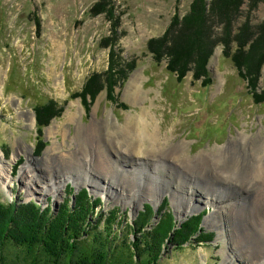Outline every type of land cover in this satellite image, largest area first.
<instances>
[{
    "label": "rangeland",
    "instance_id": "obj_1",
    "mask_svg": "<svg viewBox=\"0 0 264 264\" xmlns=\"http://www.w3.org/2000/svg\"><path fill=\"white\" fill-rule=\"evenodd\" d=\"M210 2L203 12L205 39L215 47L208 65L213 82L208 87V82L196 79L194 70L180 83L168 72L169 59L156 63L148 50L149 40L165 33L173 45L186 46L193 26L185 17L202 6L199 0H0V200L17 208L35 202L55 214L67 199L73 206L75 194L86 189L93 208L85 215L98 223L105 216L100 214L119 212L112 227L124 242H138L142 234L151 233L153 251L161 257L158 264H252L254 256L243 249L252 245L263 251L264 218L260 227L247 220L256 235L245 236L238 249L234 239L244 236L239 219L255 213L257 206L233 208L238 201L250 204L256 195L239 180L254 178L255 187H263L264 63L257 69V90L249 88L241 72H246L243 62L264 54V0H242L230 33L213 5L209 8ZM116 22L115 48L134 70L115 88V98L100 85L108 77ZM242 39L249 42V56V50H237ZM226 42L231 51L227 57ZM86 84L100 91L90 110L81 99ZM39 111L51 120L47 123ZM78 111L75 119L67 116ZM139 115L143 119L138 130L157 132L156 141H142L144 147L152 145V152L141 155L143 149L130 151L120 145L112 149V132L122 141L123 130ZM102 124L101 130H90ZM100 146L109 151L108 160ZM206 163L211 171L201 173ZM25 169L32 178L23 176ZM94 181L101 186L94 187ZM52 185L59 192H53ZM123 192L130 194L128 199L135 196L134 202L124 200ZM145 204L155 209L149 224L138 222L146 213ZM165 211L174 214L173 232L177 231L172 239L156 230ZM201 213V230L215 237L205 242L192 235L186 243L179 231ZM5 217L0 213L1 223ZM231 218H237L239 231L232 232Z\"/></svg>",
    "mask_w": 264,
    "mask_h": 264
},
{
    "label": "trees",
    "instance_id": "obj_2",
    "mask_svg": "<svg viewBox=\"0 0 264 264\" xmlns=\"http://www.w3.org/2000/svg\"><path fill=\"white\" fill-rule=\"evenodd\" d=\"M199 3L202 6L195 13L191 12L185 17V21L190 20L189 23L193 26V34L186 38V46L173 45L172 41L168 39L169 33H165L161 37L150 39L148 50L156 63L169 59L168 72L170 75H175L180 83H183L189 70H194L196 79H203L204 83L208 82L207 86L210 87L213 78L208 65L215 47L210 40L206 41L204 35L207 17L203 12L207 9V0H199ZM242 5V0H211L209 8L212 6V11L226 21L228 33H230ZM110 13L114 17V7L111 8ZM118 28L119 24L116 22L112 29L108 77L106 83L100 85L103 90L115 98V88L122 85V79L128 78L129 73L134 70L131 64L123 61L120 52H117L115 48ZM229 50L230 43L226 42L224 50L226 57L231 56ZM237 50L240 52L249 50L247 54L249 56L251 52L249 42L240 40ZM193 62L195 63L194 68H192ZM243 63L246 72H241L242 77L248 82L251 90H257V73L259 72L257 69L261 67V63H264V54L261 53L258 59L249 58V62ZM237 66L242 68V64L238 60ZM95 91H97L96 94ZM98 91L96 88L85 85L81 99L86 109L90 110V104L97 97L100 92ZM39 112L42 117H45L43 112ZM50 120L51 118H47V123ZM43 128L40 127V130L43 131ZM38 153L39 150L35 151V154ZM69 189L75 191L72 185H69ZM75 196L77 200L73 206L70 207L69 199H67L58 212H54L55 214L46 212L43 206L37 205L35 202H27L17 208L18 206L16 207L14 203H5L0 198V210H2L0 213H5L7 216L2 223L0 222V264L159 263L161 257H158L159 255L153 251L154 242L151 239V233L142 234L138 238V242L121 241V234L114 232L113 228L119 219V212L116 213L115 210H112L111 215L107 212L100 214L105 216L101 217L100 222L95 223L89 219V215H85L87 212L91 213V208H93L88 191L83 189ZM95 202L101 204L100 200ZM145 212L138 220L141 224H149V220H152L155 215V209L151 204H145ZM204 215L201 213L191 218L184 225L186 230L179 231L181 238L186 243L191 240L192 235H195L194 240L213 241L214 233H203L201 230L200 224L203 222ZM160 219L162 221L156 228L157 232L160 235L171 236L170 239H172L173 234L177 231L173 232L174 214L171 211H165L160 215ZM86 224L88 228H86ZM191 231L192 234L189 236ZM199 232L201 233L199 234ZM177 248L183 249V246Z\"/></svg>",
    "mask_w": 264,
    "mask_h": 264
},
{
    "label": "bare ground",
    "instance_id": "obj_3",
    "mask_svg": "<svg viewBox=\"0 0 264 264\" xmlns=\"http://www.w3.org/2000/svg\"><path fill=\"white\" fill-rule=\"evenodd\" d=\"M134 101H138V96L137 95H133V98H132ZM77 113H79V111L78 112H68L67 114V116L68 117H70V118H72V119H75V117H76V115H77ZM144 114V113H143ZM146 115V114H145ZM31 116H32V119H34L35 117H34V113H32L31 112ZM140 116V115H139ZM138 116V118H136L135 120H134V125H127V127H126V129L125 130H123V134H122V141H117V138H115V136L118 134H113V132H112V135H110V137H111V141L109 140V142L111 143V147H112V149H113V147L115 148V147H117L116 145H120V146H122V147H124L125 149H127V150H130V151H141L142 149L144 150V152L143 153H141V155H146V151H150L151 149H152V145L151 144H148V147H144L145 146V143L144 142H142L143 141V138L145 137H147V138H149L150 140H151V142H153V141H156L155 140V138H156V134H157V132L155 133L154 131L152 132V133H149V132H147V130L146 129H144L143 131L142 130H138V128L140 127V126H142L140 123H138L139 121H140V119L142 118L143 119V115H142V117L140 116L139 117ZM143 122V121H142ZM143 125H146V122H144V123H142ZM99 127V128H98ZM102 127H104V124H102V125H100V126H98V125H93V128L94 129H90V130H92V132H94L95 130L97 131V129H100L101 130V128ZM82 128V127H81ZM155 130V129H154ZM50 131H52V129L50 130ZM100 132V131H99ZM50 133H53V132H50ZM92 135H94V134H92ZM98 136V135H97ZM121 142V143H120ZM123 142V143H122ZM103 142L101 141L100 142V145L102 144ZM155 143V142H154ZM253 143V142H252ZM154 145V144H153ZM55 145H53V146H51L52 148L54 147ZM257 145H255V147H256ZM50 147V148H51ZM144 147V148H143ZM79 149V148H78ZM100 152L102 153V155L104 156L103 158H105L106 160H108L109 159V156H108V152L109 151H106V150H104L101 146H100ZM239 149V148H238ZM243 149H245V148H243ZM158 151H159V149H158ZM48 152V151H47ZM104 152H106L105 154H104ZM151 152H152V150H151ZM240 154V153H239ZM230 157H232V156H230ZM140 159V158H139ZM74 161V160H73ZM244 161H246V160H244ZM88 163V162H87ZM187 168L189 167V164L188 165H185ZM250 166V165H249ZM211 166H210V164L209 163H206V166H205V164H203L202 166H201V173L203 172V171H211V168H210ZM245 168H246V166H245ZM108 169H109V167H108ZM89 170V169H88ZM244 170V169H243ZM26 171V172H25ZM214 172V171H213ZM107 173H109V172H107ZM127 173V172H126ZM133 173H135V172H129V174H133ZM211 173V172H210ZM248 173V172H247ZM250 173V172H249ZM86 175V177L89 175L88 173H86L85 174ZM84 175V176H85ZM255 175V174H254ZM25 178H32V174L30 173V171L28 170H24V175H23ZM39 176V175H38ZM250 176V175H249ZM211 178H213L212 177V175L210 176ZM203 179H205V180H209L208 178H203ZM202 179V180H203ZM259 179V178H258ZM179 180H181V179H179ZM84 181V180H83ZM108 181V183H111L109 180H107ZM239 181H241V183L239 184V185H241V187L242 186H244L246 189H248L249 188V190H252V191H255L256 192V195H254L253 196V200H251V203L250 204H247V203H245L244 202V204H241L240 203V201H238V206L237 207H234L233 209L234 210H241V209H251L253 206H257V209L255 208V213H252V212H250V214L249 215H247V216H245V217H243V218H240L239 220L242 222V224H243V227H244V232H243V234H244V236H236L237 238L236 239H234V241H235V243H236V246H237V248L239 249L244 243L243 242H241L242 241V239H244V237L246 236V237H251V236H254L255 237V235L256 234H253V229H251L250 227H249V224H248V222H247V220H250V221H253L254 222V224H257V225H259V227H260V224H261V222H262V219L264 218V180H261V182L263 183V187H261V186H258L257 188L255 187V185H254V178H251V180H239ZM31 182V185H35V182L33 183L32 181H30ZM49 182H51V180L49 181ZM84 182H93V181H90V180H85ZM94 182H96V181H94ZM113 182V181H112ZM243 182V183H242ZM255 182H257V181H255ZM179 183V182H178ZM235 183V182H234ZM260 184V183H259ZM95 185H97V186H94V187H99V186H101L100 185V183L98 184L97 182L95 183ZM48 186H49V184H48ZM51 186V185H50ZM118 186H120V185H118ZM32 188L34 187V186H31ZM121 187H122V189H123V191H126L127 190V184H122L121 185ZM52 191L53 192H56V191H58L59 190V187H55V185L53 186L52 185ZM207 189H211V188H207ZM243 189V188H242ZM141 191H142V188H140L136 193H137V195H139V197L141 196L140 195V193H141ZM212 191L215 193V190H213L212 189ZM59 192V191H58ZM143 192V191H142ZM115 193V192H114ZM116 194V193H115ZM146 194V193H145ZM122 196H123V199L124 200H129L130 201V203L131 202H134V197L135 196H132V198L131 199H128V196L127 195H130V194H127L126 193V195H125V192H123L122 194H121ZM119 196V195H118ZM121 197V196H120ZM121 199H122V197L121 198H119V201H121ZM242 199V198H241ZM222 201H224V204H225V200H222ZM227 202V201H226ZM182 206L181 207H183V209H184V211H186L188 208H186L185 206H184V204H181ZM137 206V205H136ZM187 206H190V208L193 206H191V203H189V202H187ZM225 207H227V205H225ZM228 208V207H227ZM236 208V209H235ZM192 209V208H191ZM188 211H190V209H188ZM227 211V210H226ZM229 211V210H228ZM244 211V210H243ZM246 214V213H245ZM238 216H240V215H238ZM259 218V219H258ZM237 218L235 219V220H233V218H231V220H230V222H232V223H234V227H233V229H232V232H234V231H239V229H238V226H237ZM264 224V223H263ZM233 225V224H232ZM231 226V225H230ZM257 230V229H256ZM256 233V232H255ZM231 234V233H230ZM261 234L264 236V227L261 229ZM259 235H260V233H259ZM261 236V235H260ZM246 239V238H245ZM252 240V239H251ZM259 245H261L263 242L260 240V238H259ZM243 243V244H242ZM257 245V244H256ZM258 245V246H259ZM241 249V248H240ZM247 249V251H246V253L247 254H250L251 255V257L252 256H254V257H252L253 259H255V260H253L251 257V261H252V264H263V261H264V249H263V251L261 252V251H258L257 250V248L256 249H253V246L252 245H250V246H248L247 248H245V249H243V250H246ZM243 252V251H242ZM261 252V257L259 256V253ZM237 259V258H236ZM242 259V258H241ZM253 261H254V263H253Z\"/></svg>",
    "mask_w": 264,
    "mask_h": 264
},
{
    "label": "water",
    "instance_id": "obj_4",
    "mask_svg": "<svg viewBox=\"0 0 264 264\" xmlns=\"http://www.w3.org/2000/svg\"><path fill=\"white\" fill-rule=\"evenodd\" d=\"M75 197V196H74Z\"/></svg>",
    "mask_w": 264,
    "mask_h": 264
}]
</instances>
